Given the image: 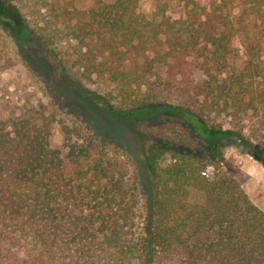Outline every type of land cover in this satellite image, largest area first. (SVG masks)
<instances>
[{
    "label": "trees",
    "instance_id": "obj_1",
    "mask_svg": "<svg viewBox=\"0 0 264 264\" xmlns=\"http://www.w3.org/2000/svg\"><path fill=\"white\" fill-rule=\"evenodd\" d=\"M140 1L0 6L18 44L17 24L29 20L61 66L91 78L83 91L99 107L124 117L169 110L136 125L161 141L145 191L134 156L46 103L21 55L34 86L16 83L20 103L0 115V264H264V211L219 145L207 147L231 138L263 162L264 0H152L149 13ZM235 37L245 60L231 68ZM16 62L0 54V73ZM56 125L64 149L52 145Z\"/></svg>",
    "mask_w": 264,
    "mask_h": 264
},
{
    "label": "rangeland",
    "instance_id": "obj_2",
    "mask_svg": "<svg viewBox=\"0 0 264 264\" xmlns=\"http://www.w3.org/2000/svg\"><path fill=\"white\" fill-rule=\"evenodd\" d=\"M209 0H200L207 4ZM6 6L4 0H0V6ZM140 9L149 13L153 9L152 0H141ZM177 15L175 9L170 11ZM18 23V37L20 43L0 25V54H9L17 62L8 70L0 73V115L5 113L8 105L15 102L20 103L19 91L15 90L16 83L33 85L34 81L28 76V69L20 61L21 55L27 56L33 64L35 71H39L37 84L43 91V100L46 103L55 105L67 118L74 119L80 123L87 124L89 129L95 130L108 145L117 144L124 147L126 151L134 156L139 166L144 181L145 191H149L148 175L149 156L152 148L160 143L155 135L141 133L137 130V123L146 120L148 124H157L161 114L169 113L168 109H162L155 117H147L145 113H137L132 116H117L106 108L99 107L83 91L85 87H94V84L87 74L79 67L61 66L50 50L42 43L37 36L34 25L27 20L26 24ZM235 56L230 60V67H239L245 60V51L242 39H233ZM197 80L203 79L200 70L195 72ZM8 88V89H7ZM195 136V135H194ZM196 137V136H195ZM54 147L64 149L61 130L56 125L51 137ZM204 143V142H203ZM208 148L219 145L224 161L234 164L239 168V179L242 187L250 199L264 211V149H257V154L262 161L256 159L245 150L239 142L231 138H220L207 141ZM171 155H165L161 163H169ZM135 171V164L130 162V178ZM140 190L138 195L143 203V193Z\"/></svg>",
    "mask_w": 264,
    "mask_h": 264
}]
</instances>
